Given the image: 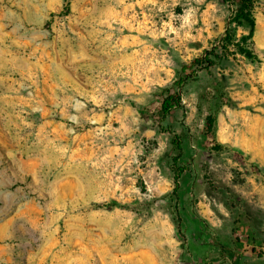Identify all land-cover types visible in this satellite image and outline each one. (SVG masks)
I'll use <instances>...</instances> for the list:
<instances>
[{
  "label": "rangeland",
  "instance_id": "1",
  "mask_svg": "<svg viewBox=\"0 0 264 264\" xmlns=\"http://www.w3.org/2000/svg\"><path fill=\"white\" fill-rule=\"evenodd\" d=\"M230 14L223 0H0V264H264V0L258 60L200 70L180 108L154 110Z\"/></svg>",
  "mask_w": 264,
  "mask_h": 264
},
{
  "label": "trees",
  "instance_id": "2",
  "mask_svg": "<svg viewBox=\"0 0 264 264\" xmlns=\"http://www.w3.org/2000/svg\"><path fill=\"white\" fill-rule=\"evenodd\" d=\"M223 1L229 5L231 10L224 32L215 39V42L210 48H207L202 54L194 57L190 62L182 64V75L173 84L176 88L174 89L172 87L168 89L167 93L162 95L158 105L154 108L161 119H165L173 110L182 106L180 88L186 83L189 77L195 75L198 71L203 69L210 70L212 67L223 64L231 58L237 59L238 55L251 60H258V55L254 50V36L257 26L255 10L258 0ZM239 29H243L246 32L239 34ZM215 127L216 117L210 114L206 120V132L208 136L213 135ZM173 145L175 146V150L178 151L172 159L171 166L175 182L173 194L178 198L180 180L189 171V166L180 161L183 155V141L179 136H175ZM213 148L220 150L223 148V144L215 142Z\"/></svg>",
  "mask_w": 264,
  "mask_h": 264
}]
</instances>
